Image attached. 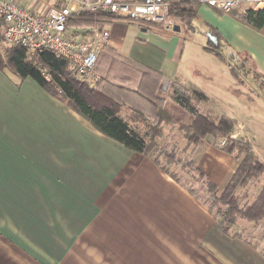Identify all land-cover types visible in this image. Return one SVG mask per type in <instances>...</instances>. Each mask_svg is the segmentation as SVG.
I'll return each mask as SVG.
<instances>
[{
    "label": "crops",
    "instance_id": "crops-1",
    "mask_svg": "<svg viewBox=\"0 0 264 264\" xmlns=\"http://www.w3.org/2000/svg\"><path fill=\"white\" fill-rule=\"evenodd\" d=\"M18 1L44 14L52 0ZM197 19L224 24L212 26V35L225 40L229 55L247 58L264 76V27L255 30L200 5L188 34L196 32ZM107 28V55L141 73L147 70L136 60L158 64L162 84L179 78L195 85L207 98L200 110L210 104L219 116L235 120L230 137L249 141L264 164V134L257 140L249 129L263 123L229 98L222 101L225 74L181 69L183 28L148 30L122 21ZM136 38L160 50V61L143 46L132 53ZM204 60L205 66L218 63ZM113 80L97 89L154 123L155 107L132 83ZM221 106L235 108V115ZM207 142L194 164L222 191L239 162ZM155 158L156 153L138 154L102 135L32 79L0 70V264H264V246L223 234L206 207Z\"/></svg>",
    "mask_w": 264,
    "mask_h": 264
},
{
    "label": "trees",
    "instance_id": "trees-1",
    "mask_svg": "<svg viewBox=\"0 0 264 264\" xmlns=\"http://www.w3.org/2000/svg\"><path fill=\"white\" fill-rule=\"evenodd\" d=\"M166 1L170 4L169 18L176 23L175 26L183 28L186 32L189 31L192 28V21L197 17L200 4L195 1L189 3L182 0ZM228 13L255 30L264 27V10L234 9ZM116 21L128 22L148 30H164L162 25L115 19L108 12H83L80 16L71 18L67 26L75 29L96 30ZM1 31L0 25V37ZM140 46L145 48L147 54L151 52L150 55L157 56L159 61L163 56L160 50L145 44L139 38H136L133 43L132 53L139 51ZM205 50L226 65L230 75L237 82L243 84L242 72L249 70L254 81L259 84V88L264 89V76L256 72L247 58L238 61L234 55L224 57L219 42H208ZM107 51L109 52V49L103 46L97 58L96 70L107 81L118 78L124 83H132L135 93L155 107L156 121L154 123L143 111L127 107L99 89L90 88L87 83L78 80L74 76L70 62L49 50L31 55L20 45H9L0 50V70H9L20 79H32L53 97L87 120L102 135L138 154L145 156L151 154L157 147L156 140L163 136L162 126L164 125H179L186 141L190 143L198 142L206 135L225 139L221 150L234 156L239 163L219 197H215V184L204 180V173L195 167L193 157L189 158L185 165L188 170L193 169L196 172L213 197L216 203V206L212 204L215 207V219L223 234L238 236L232 232L238 220L254 224L264 222V164L259 161L249 141L235 140L230 137L236 126L235 120L225 115L214 117L203 113L200 105L207 100L206 95L191 83L184 84L179 78L169 79L167 88L164 90L163 76L158 64L136 60L138 66L147 70L141 73L128 64L107 55ZM163 155L166 158V165L175 162L173 154L164 153ZM154 162L164 173L179 183L177 175L170 173L161 160L155 158ZM261 177L263 181L257 196L242 204L244 197H239L236 191L245 188L250 181H259Z\"/></svg>",
    "mask_w": 264,
    "mask_h": 264
},
{
    "label": "built area",
    "instance_id": "built-area-1",
    "mask_svg": "<svg viewBox=\"0 0 264 264\" xmlns=\"http://www.w3.org/2000/svg\"><path fill=\"white\" fill-rule=\"evenodd\" d=\"M195 1L218 12L234 9L264 10V0H182ZM166 0H52L44 14L18 0H0V25L4 45H20L29 54L49 50L70 62L74 76L87 84L100 80L96 62L110 33L106 27L96 30L68 28L71 18L83 12H108L115 19L162 25L173 30L175 23L169 18Z\"/></svg>",
    "mask_w": 264,
    "mask_h": 264
},
{
    "label": "rangeland",
    "instance_id": "rangeland-1",
    "mask_svg": "<svg viewBox=\"0 0 264 264\" xmlns=\"http://www.w3.org/2000/svg\"><path fill=\"white\" fill-rule=\"evenodd\" d=\"M36 1L38 0H31L32 2L31 4L35 3ZM124 1H132V0H124ZM215 23L216 22L213 19L212 20L211 19L209 20L201 19L200 21H198L197 19L194 22L196 26V32L194 34H192L191 32L188 34V32L181 31L180 35L181 37L185 38V41L183 42L184 45L181 51L180 67L181 69L187 68L189 69V71H196V72L206 73V74L212 73L213 71L215 73L216 70L218 73H220L221 71L222 74H225L226 80L224 81L223 79L224 82L222 83V90H223L222 101H224V98L226 97L229 98V100L232 101L233 104L239 106L240 109L244 111H248L249 113H252V116L257 118V120L260 121V123L261 122L263 123V125L258 124V125H261V126H258V128L256 127H254V129L252 127L249 128L250 130L252 129L256 138L259 137L257 138V140H259L260 134L261 133L264 134V132L262 131L264 127V89L261 90L259 88V84L256 83L254 79L252 78V73L247 69L248 67L246 68V70L248 71L242 72L244 83L241 84V87H239V85H237V83L235 84L234 80L229 76L226 65L221 64V62L218 59H217L218 63L214 62L213 66H209V65L205 66L203 64V62L207 63V61H205L204 59L216 60V58L213 55H211L210 53H207L205 50V47L208 45V42H209L208 39L211 36L214 37L213 40L216 43L219 42L220 50L223 56L226 58L229 57V53H230L229 49L227 48L226 45L224 46L222 45V43H225V40L222 38H219V36L212 35V28H211L212 26L213 27L220 26L223 28L224 24L222 25V24H218V23L215 24ZM221 45H222V48H221ZM6 47L8 46L3 44L2 36H1L0 37V50L2 51ZM96 71L100 75V80L95 85L90 86L88 84L90 88H98L101 85H103V83L106 81L103 75L98 70ZM206 76L210 77L209 75H206ZM112 81H115V80L112 79ZM181 81L184 84H187V82L183 81L182 79ZM163 87H164V84H163ZM201 107L203 108V113H208L214 117H219L220 112L216 111L212 105L202 104ZM221 107L224 108L225 112L228 111L227 114L235 115L236 113V110L233 107H230V106H225V107L221 106ZM230 108H233V109H230ZM162 130H163V136L156 140L157 147L154 148L151 154L156 153V158H158V160H161V163L165 165H166L165 163L166 158L164 157L165 155L163 154L170 153L174 155L175 162L172 164L166 165L168 171L170 173H173L174 175H177V179L179 180V183L185 185V187L189 189L190 193H192L193 196L196 197L204 205V207H206V209L208 210L212 218L216 220L215 215H214L215 207H213V205L216 206V203L213 197L210 195L207 188L204 186L203 180L196 174V172L193 169L188 170V167H186L185 164H186V161L189 160V158L193 157L195 159L196 153L201 148L204 149V147H207L206 145L209 144L207 142L208 140H212V144H210L212 147L218 146L220 147V150H221V148L223 147L225 143V139H222V138L216 139V138H213L211 135H206L200 141L195 142V143L194 142L190 143L186 141L185 137L183 136V131L180 130V126L177 124L176 125H164L162 126ZM232 139L245 140L242 137L232 138ZM204 176H205L204 180H208L209 182H211L207 178V175L205 173H204ZM262 181H263L262 177L259 179V181H256V180L250 181L245 188L238 189L236 191V193L239 194V197H244V201L242 200V204H244L247 200L249 201L253 200V198L257 196L258 192L261 189ZM222 191L218 189L216 186L215 197L216 198L219 197ZM211 205L213 209L211 208ZM263 224L264 222H259V223L254 224V223H248L244 220H238V222L232 228V232L234 234L242 235L246 237L248 240H250L251 242L262 247L264 246V228L261 229L260 227H262ZM236 231H239V233H237Z\"/></svg>",
    "mask_w": 264,
    "mask_h": 264
},
{
    "label": "water",
    "instance_id": "water-1",
    "mask_svg": "<svg viewBox=\"0 0 264 264\" xmlns=\"http://www.w3.org/2000/svg\"><path fill=\"white\" fill-rule=\"evenodd\" d=\"M144 30V29H143ZM175 31H178V27H175V29H174ZM145 31V30H144ZM166 86H167V83H165L164 84V87L163 88H166Z\"/></svg>",
    "mask_w": 264,
    "mask_h": 264
}]
</instances>
